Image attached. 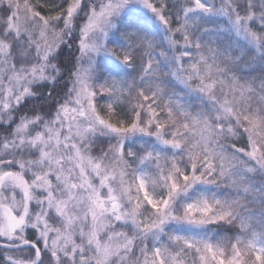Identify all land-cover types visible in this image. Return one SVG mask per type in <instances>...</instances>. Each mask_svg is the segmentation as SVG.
<instances>
[{"label":"snow or ice","instance_id":"6c2138e0","mask_svg":"<svg viewBox=\"0 0 264 264\" xmlns=\"http://www.w3.org/2000/svg\"><path fill=\"white\" fill-rule=\"evenodd\" d=\"M0 264H264V0H0Z\"/></svg>","mask_w":264,"mask_h":264},{"label":"trees","instance_id":"16d2710c","mask_svg":"<svg viewBox=\"0 0 264 264\" xmlns=\"http://www.w3.org/2000/svg\"><path fill=\"white\" fill-rule=\"evenodd\" d=\"M225 235H229V236H230V235H231V233H230V232H229V233H225Z\"/></svg>","mask_w":264,"mask_h":264}]
</instances>
